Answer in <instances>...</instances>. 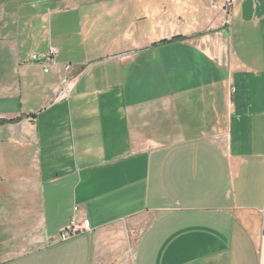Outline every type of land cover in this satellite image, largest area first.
<instances>
[{
    "label": "crops",
    "instance_id": "1",
    "mask_svg": "<svg viewBox=\"0 0 264 264\" xmlns=\"http://www.w3.org/2000/svg\"><path fill=\"white\" fill-rule=\"evenodd\" d=\"M164 1L150 18L175 23L70 70L54 60L29 109L21 25L0 5V190L30 202L7 223L45 215L0 240V264H264V0ZM54 115L67 164L43 171L35 126Z\"/></svg>",
    "mask_w": 264,
    "mask_h": 264
},
{
    "label": "rangeland",
    "instance_id": "2",
    "mask_svg": "<svg viewBox=\"0 0 264 264\" xmlns=\"http://www.w3.org/2000/svg\"><path fill=\"white\" fill-rule=\"evenodd\" d=\"M164 2V0H0V5L7 7V10L2 11L6 12L4 21L9 25L14 23L21 25L18 37L22 41L23 50L17 60L24 70V75H20V78L23 80L22 103L24 102L25 108L29 109L45 101L52 94L49 85L50 77L54 76V70L57 69V65L52 64L54 60L66 68L67 64H73L75 58L98 59L130 48L131 40L138 38L143 29L147 32H157L161 26L175 23L172 13L161 17L154 12L155 18L153 20L150 18L148 12L154 10L155 5L163 7ZM148 16L151 20L147 18ZM52 47L58 51L55 57L48 55ZM41 119L35 126V134L42 138L38 159L41 160L43 171L49 170L52 162L58 164L60 162L63 168L67 164L66 160L64 162L65 158L56 156L57 144L55 142L50 144L47 139L50 134H55L60 126L52 122V119H56L55 115ZM64 127L63 124L61 129L64 130ZM31 130L33 131V128ZM35 148L39 146L26 151L25 156L26 169L31 171L36 169L32 156ZM9 184L16 185L14 181ZM40 185L42 194L46 186L42 183ZM27 190L29 189L26 188L25 194L22 189L11 190L10 193L0 190V211L5 212H0V240L18 231L27 234L39 223H45L44 212L43 219L34 214L35 218L28 217L26 221L13 227L7 223L8 215L13 216L18 212L16 208L18 205L23 206L24 210L28 208L30 202L22 200L23 194L24 197L29 194ZM47 190L49 198L50 192L48 188ZM42 197L44 198L45 194ZM10 200L17 201L14 202L13 209L9 207ZM41 207L44 211L42 205Z\"/></svg>",
    "mask_w": 264,
    "mask_h": 264
},
{
    "label": "built area",
    "instance_id": "3",
    "mask_svg": "<svg viewBox=\"0 0 264 264\" xmlns=\"http://www.w3.org/2000/svg\"><path fill=\"white\" fill-rule=\"evenodd\" d=\"M49 54L55 57L58 54V51L54 47H52L50 49ZM72 66H73L72 64H67L66 65L68 70H70L72 68ZM45 70L47 71L48 68H46ZM70 83H71V81H70L69 78L64 79V86H63L62 90L59 93V97H61L62 99L70 98L71 92H72V89H73L70 86ZM86 229H88V222H85L84 224H75L72 228L64 230L61 233V236L64 239L65 238H69L70 236L75 235L78 232L86 230Z\"/></svg>",
    "mask_w": 264,
    "mask_h": 264
},
{
    "label": "trees",
    "instance_id": "4",
    "mask_svg": "<svg viewBox=\"0 0 264 264\" xmlns=\"http://www.w3.org/2000/svg\"><path fill=\"white\" fill-rule=\"evenodd\" d=\"M2 122H4V120H1V119H0V123H2Z\"/></svg>",
    "mask_w": 264,
    "mask_h": 264
}]
</instances>
